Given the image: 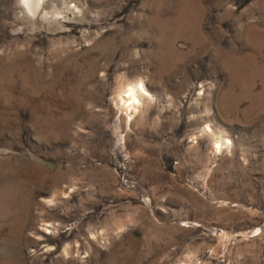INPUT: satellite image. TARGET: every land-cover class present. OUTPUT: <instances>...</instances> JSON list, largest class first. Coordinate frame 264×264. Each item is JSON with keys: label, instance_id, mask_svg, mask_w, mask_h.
I'll return each mask as SVG.
<instances>
[{"label": "rangeland", "instance_id": "rangeland-1", "mask_svg": "<svg viewBox=\"0 0 264 264\" xmlns=\"http://www.w3.org/2000/svg\"><path fill=\"white\" fill-rule=\"evenodd\" d=\"M22 11L0 0V264H264V0Z\"/></svg>", "mask_w": 264, "mask_h": 264}, {"label": "bare ground", "instance_id": "bare-ground-1", "mask_svg": "<svg viewBox=\"0 0 264 264\" xmlns=\"http://www.w3.org/2000/svg\"><path fill=\"white\" fill-rule=\"evenodd\" d=\"M48 5H49V0H44V3L42 4L41 8L37 13L36 20H41L48 15V11H46ZM141 90H145L142 83H140L137 86L128 87L127 89L128 98H126V96L124 97L126 99L127 108H132V107L134 108V106L137 105L136 103L138 102V96Z\"/></svg>", "mask_w": 264, "mask_h": 264}, {"label": "clouds", "instance_id": "clouds-1", "mask_svg": "<svg viewBox=\"0 0 264 264\" xmlns=\"http://www.w3.org/2000/svg\"><path fill=\"white\" fill-rule=\"evenodd\" d=\"M43 3L44 0H16L17 7L23 10L20 15L27 16L32 20H35Z\"/></svg>", "mask_w": 264, "mask_h": 264}]
</instances>
